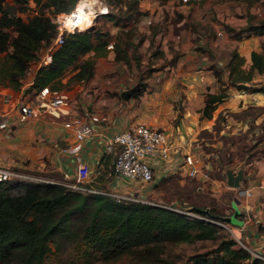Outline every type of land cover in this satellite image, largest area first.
<instances>
[{"label": "crops", "instance_id": "obj_1", "mask_svg": "<svg viewBox=\"0 0 264 264\" xmlns=\"http://www.w3.org/2000/svg\"><path fill=\"white\" fill-rule=\"evenodd\" d=\"M9 1L17 3L15 0H0L2 3ZM81 1L77 0L74 5L77 6ZM213 1L138 0L132 18L130 16L129 19H110L105 22L102 30L107 31L108 42L134 45L137 40H141V50L151 42L155 46H173L171 49L165 47L167 50L164 52V57L167 56L169 62L172 61L164 65V68L170 69H159L146 77V85L138 96L133 94L139 78L134 64L136 58L129 55V50L126 62L121 58L115 59L113 49L104 46L99 49L101 53L94 55V67L90 77L72 79V74L78 69L75 66L66 70L57 82L60 83L57 90L68 95L67 103L56 111L39 109L34 115L21 120L16 105L20 101H35L36 91L26 89L40 65L38 58L47 53L51 40L41 45L38 58L30 62L18 87L0 82V165L41 175L56 172L64 178L74 180L75 161L72 150L78 148L81 158L88 162L90 170L97 167L101 170L96 178L98 184L104 183L105 187L120 191L138 189L149 194L155 190L156 184L167 181L169 175L176 174L180 184L188 177L185 166L180 169L178 165L182 163V153L190 152L196 159L195 165L198 169L190 178L199 180L198 184L191 186V190L193 191L192 187L195 188L197 195L206 190L207 202L213 196L223 206L220 215H229L237 209L236 217L240 222H230L233 230L250 248L264 250V152L247 162L236 161L234 166L222 167L224 172L227 168L234 171L243 168L240 185L233 187L226 183L225 175H210L214 168L212 161L203 159L201 153L197 152V142L194 141L205 128L208 132L211 128L215 131L218 129L219 135L238 139L243 136L253 139L259 134L264 136V91L237 88L229 84L231 63L229 54L227 56L223 51L228 47H223L220 43L223 30L217 29L216 34L219 35H212V39L210 33L201 34L198 38L194 36L190 19L192 13H195V7L199 3L208 6ZM37 3L41 4L35 0L28 3V16L25 11L17 10L16 14L26 20L35 14ZM88 7L87 11L90 8ZM228 12L226 18H232ZM152 19L154 24L149 26ZM89 28L90 26L87 27ZM211 28L214 34V27ZM226 39L228 40H223ZM232 42L234 50L250 64V51L261 49L264 33H249L240 38H232ZM209 48L214 51L213 55L207 53ZM8 50H11V46ZM174 50L177 53L172 57ZM5 52L0 51V57ZM93 53L91 49L82 58L93 56ZM214 68L220 70L219 73L216 74ZM243 83H264V70H254L251 78ZM225 85H229L224 88L227 92L226 98L213 106L210 116L202 115L203 105L210 104L207 93H217ZM128 87L132 91L124 97L122 91ZM89 111L105 114L107 120L93 122V132L78 140L73 129L65 122L76 116L87 118ZM140 121L164 127L171 136V142L177 144V149L170 150V155L164 162L155 164L156 177L148 186L143 187L125 177L109 174L114 156L107 148L114 132ZM228 150L234 153L235 144L230 145ZM218 162L220 163V159ZM176 187L178 186H174ZM242 188L251 189V194L245 195Z\"/></svg>", "mask_w": 264, "mask_h": 264}, {"label": "trees", "instance_id": "obj_2", "mask_svg": "<svg viewBox=\"0 0 264 264\" xmlns=\"http://www.w3.org/2000/svg\"><path fill=\"white\" fill-rule=\"evenodd\" d=\"M35 1L41 2L40 13L29 16L26 20L15 16L13 36L9 37L8 32L0 26V51H6L0 57V82L13 87L20 85L30 62L38 58L40 46L48 43L56 32L55 22L49 15L42 13L43 6H53L55 11H68L77 0ZM135 10L130 16H133ZM110 14L108 12L103 15L113 16ZM246 30L249 33L263 34L264 19L249 23ZM107 42V31L100 30L97 26L65 32L61 44L51 50L50 60L37 67L26 90L37 91L44 85L58 89L60 83L57 82L70 67H78L72 74V79L90 77L94 55L101 53L99 49L104 48ZM10 46L11 50H8ZM91 49L94 51L93 56L82 58ZM250 59L249 67L245 69L244 57L237 51H232L229 59V84H237V88L246 89L247 85L243 81L249 80L254 70H264V44L261 50L250 51ZM249 90L264 91V84L255 85ZM225 96L223 88L217 93L208 92L207 101L210 104L203 105L202 115L210 116L213 106ZM118 149L119 145L113 144L108 151L115 158ZM71 180L65 178L61 181ZM7 181L27 182L33 186L16 194H9L2 189V184ZM101 186L105 187V184L102 183ZM190 207L206 213L203 207ZM208 211L210 213L209 209ZM219 229L220 225L215 222L171 208L146 202L116 201L107 194L83 191L61 183L17 177L0 181V249L3 255L9 254L11 248H8V243L19 241L22 246L18 258L20 264H41L44 253L51 249L50 243L56 248L61 247L68 230L73 231V241H83L85 246L102 253L108 249L119 250L155 240L216 238L213 246L194 252L176 264H263L250 251L238 245L232 234ZM5 244L7 248L4 247Z\"/></svg>", "mask_w": 264, "mask_h": 264}, {"label": "rangeland", "instance_id": "obj_3", "mask_svg": "<svg viewBox=\"0 0 264 264\" xmlns=\"http://www.w3.org/2000/svg\"><path fill=\"white\" fill-rule=\"evenodd\" d=\"M15 1L17 2L15 4L11 1H9V3L0 2V26L3 27L4 31L8 32L9 37L15 34V23L13 22V19L15 16H19V14H16L17 10L20 12L25 11L24 13L27 15L26 8H29L28 3L30 1L33 2V0ZM136 3L137 2L135 0H90V2L87 3L90 8L88 11L84 10L83 14L85 17L89 18V11L92 5V11L94 13L92 14L93 20L90 28L97 26L101 30L107 20L112 19L115 21L124 16L130 17V13L136 9ZM85 4L86 0L79 2L78 10L82 11ZM105 4L108 7L107 12L100 10V8ZM44 9L47 10L48 8L45 7ZM194 11L195 13L194 15L192 13V17L190 19L193 23L192 27L194 29V36L198 38L201 34L205 35L206 33H210V39H212V35H219L216 34L217 29H222L224 33L223 37L225 36L224 38H228L229 41L227 39L223 40L224 38L221 36L220 43L223 47H228L227 50L223 51H225L224 53L227 56L229 54L230 59L231 53L234 50L232 38L234 39L246 36L249 34L246 30L249 23H256L258 20L264 19V2L262 0H214L213 3L208 6L201 5L199 3L197 7H195ZM108 12H111L110 15H113L114 17L103 15ZM227 12L228 15L232 16V18H226L225 15H227ZM222 13L223 16L221 15ZM153 21L154 19L149 22V26H153ZM210 25L214 27V34ZM87 27L89 26L84 27V29H87ZM151 30H153L152 27ZM141 42V40H137L134 45H128L125 42H116L112 47L115 59L121 58L124 62H126L129 50L130 54H128L132 55L133 58H136L134 64L139 72V78L137 79L138 83L133 88V94L135 96L141 94L142 88H144L143 86L146 85V77L155 73L159 69L169 70L170 68H164V65L172 62H169L167 56L164 57V52L167 50L165 47H170L171 49L173 46H159V44L155 46L151 42L146 45L144 50H141ZM263 44L260 46L261 49ZM175 52L177 53V50L173 51L172 57L176 55ZM213 52L214 51L211 48L207 50V53L210 55H213ZM243 67L247 69L249 67V61L244 60ZM214 69L216 74L219 73L220 70H217L216 68ZM232 85L233 84H231V86ZM246 85V89L255 86V84ZM228 86L229 85H225L220 88L226 89ZM225 95H227L226 90ZM162 128L168 134V130L164 127ZM210 130L208 132L207 128L204 130L202 129L200 137L194 139V141L197 142L195 143L197 144V152L201 153L204 160L210 159L212 161L214 168H212L210 175L222 177L225 175L224 170H221L222 167L225 168L227 166H234L236 161H241L242 163L247 162L253 159V157L264 152V138L261 134L255 136L256 138L253 137V139H250L247 136H243L238 139L234 137H227L226 135L221 136L219 135L220 132L218 133V129L216 131L214 129ZM215 132L216 134L214 135ZM217 140H223V142H218ZM233 143L235 144V150L234 153H231L228 148ZM219 159L220 163L218 162ZM203 168L205 167L203 166ZM39 175L51 180L61 181L65 179L56 172ZM168 177L170 178H168L167 181H161L158 185L156 184L154 186L155 190L152 193L146 194L148 199L154 202L159 201L167 204L176 203L181 208L185 209L191 208V205L203 207L206 210H210V215H220V213H222V204L215 200L213 196L209 202L206 201L208 199V192H206V190L201 195L196 194L197 190L195 188L192 187L193 191L191 190V186L198 184L199 180L184 176L185 178L180 184L176 174L169 175ZM2 185V189L9 194H16L17 192L24 191L25 189L33 186L27 182L16 183L14 181H7ZM174 186L178 187L174 188ZM218 225H220V231L230 233L226 227L221 224ZM72 236L73 231L68 230L67 235L63 239L61 247L59 248H56L53 243H50L51 249L44 253L41 264H176L194 252L203 251L213 246L217 241L216 238H198L194 240H155L148 243L129 245L119 250L108 249L105 253H102L89 246H85L83 241H73ZM6 246L7 244L4 245V247ZM0 248H2V246H0ZM8 248H11L10 253L6 255H3V252L0 249V264H20V260L18 258L19 253L22 251L21 243H19V241H12L8 243Z\"/></svg>", "mask_w": 264, "mask_h": 264}, {"label": "built area", "instance_id": "obj_4", "mask_svg": "<svg viewBox=\"0 0 264 264\" xmlns=\"http://www.w3.org/2000/svg\"><path fill=\"white\" fill-rule=\"evenodd\" d=\"M175 2H187L189 0H174ZM90 0H86L84 8H87V3ZM40 5L36 4L34 13H40ZM104 6V5H103ZM102 6V7H103ZM106 10L101 11L107 12ZM49 9V10H48ZM47 10L43 8L45 15H49L51 19L55 22L56 32L49 42L48 51L43 55L39 62L45 63L48 62L51 58V50L60 45L63 41L65 32L73 31L75 29L81 30L76 21L79 18L78 10L76 5L68 11H55L53 7H48ZM93 7L89 11V19L86 20V23L89 22L86 26L92 25V14L94 13ZM72 19L73 25L72 28H69V22L67 18ZM107 47H113V42L109 41L106 44ZM35 101H20L16 105L18 117L21 120L26 119L29 116L37 113L39 109H46L48 111H56L60 106L67 103L68 95L66 92L59 91L57 89H51L48 85L42 86L39 90L35 92ZM107 120L105 114H99L89 111L88 117L83 118L81 116H76L69 121H66L65 124L71 127L74 131V134L78 140H81L84 136L89 135L93 132L92 123L95 121H104ZM263 138L264 136L261 135ZM113 144H118L119 149L113 160L112 167L109 170V174L119 175L125 177L131 181L136 182L140 187L148 186L156 177V168L155 164L158 162H164L170 155V150L176 148L177 144L171 142V136L168 135L162 126L147 123L144 121L132 123L129 126L114 132L108 143L107 148L110 149ZM179 145V144H178ZM181 148V147H179ZM177 149V148H176ZM74 154L75 161V171H74V180L71 181H58L51 180L40 176L34 172L25 171L19 168H12L0 165V181L9 180L11 178H26L37 181H49L54 183H61L67 187L89 191L93 193H102L107 194L113 197L116 201H138L146 202L150 204H155L167 208L174 209L179 212L186 213L190 216H195L199 218L212 221L222 226L226 227L237 244L246 248L252 256L259 258L264 264V250L252 249L245 243L244 240L238 236L233 230V225L227 221L210 215L209 213H202L199 211L192 210L191 208H181L178 204H167L163 202H154L147 198L146 193L140 192L138 189H132L128 191H120L117 189H110L107 187H102L96 178L100 175L101 170L97 167L93 171L90 170V166L87 161L83 160L80 155L78 148L72 150ZM196 159L190 152L182 153V163L178 165L181 167L185 166V174L188 177H192L197 172V166L195 165ZM183 169V168H182ZM179 170V169H178ZM151 186V185H150ZM241 191L245 195L251 194V189L242 188Z\"/></svg>", "mask_w": 264, "mask_h": 264}, {"label": "water", "instance_id": "obj_5", "mask_svg": "<svg viewBox=\"0 0 264 264\" xmlns=\"http://www.w3.org/2000/svg\"><path fill=\"white\" fill-rule=\"evenodd\" d=\"M131 91H132V88L128 87L122 91V95L124 97H127L131 93ZM242 175H243V168H239L236 171H234L232 168H227L225 171L226 183L230 186L237 187L240 185V179L242 178ZM204 210L207 212L206 209ZM236 214H237V209H235L229 215H218V214L216 215L215 214L214 216L217 218L223 219V220H227L229 222L239 223L240 219L236 217Z\"/></svg>", "mask_w": 264, "mask_h": 264}, {"label": "bare ground", "instance_id": "obj_6", "mask_svg": "<svg viewBox=\"0 0 264 264\" xmlns=\"http://www.w3.org/2000/svg\"><path fill=\"white\" fill-rule=\"evenodd\" d=\"M76 7H77V10H78V5H77ZM89 7H90V6H89ZM89 7H88V8H89ZM84 10L87 11V8H83L82 11L78 10L79 18H78V20L76 21V24H74V26H75V25H78L80 29H84V27H86V26H82V25H84V24H88V23H89V22L85 23V22H86V19L88 20L89 18H87V17L84 16V14H83ZM102 10H103V11L106 10V6H105V5L102 7ZM67 19H68V21H70V22H69V28L71 29L73 23H75V22H73L72 19L70 20L69 17H68Z\"/></svg>", "mask_w": 264, "mask_h": 264}]
</instances>
